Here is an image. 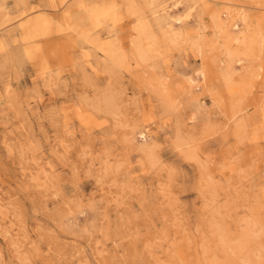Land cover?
I'll list each match as a JSON object with an SVG mask.
<instances>
[{"label": "rangeland", "instance_id": "374dc122", "mask_svg": "<svg viewBox=\"0 0 264 264\" xmlns=\"http://www.w3.org/2000/svg\"><path fill=\"white\" fill-rule=\"evenodd\" d=\"M0 264H264V0H0Z\"/></svg>", "mask_w": 264, "mask_h": 264}, {"label": "bare ground", "instance_id": "6f19581e", "mask_svg": "<svg viewBox=\"0 0 264 264\" xmlns=\"http://www.w3.org/2000/svg\"><path fill=\"white\" fill-rule=\"evenodd\" d=\"M189 11V10H188ZM190 13V12H189ZM238 24H237V22H235V23H233L232 24V26H231V28H233V27H235V26H237ZM45 29H46V27H45V25H44V23L43 22H38V23H35L34 25H33V27H32V29L29 31V33H28V36H32V35H36V34H38V33H41V32H43V31H45ZM31 33V34H30ZM204 74V73H203ZM189 82V81H188ZM190 84V83H189ZM193 84V83H192ZM191 84V85H192ZM195 84H197V83H195ZM185 247V246H184ZM183 253V252H182Z\"/></svg>", "mask_w": 264, "mask_h": 264}]
</instances>
